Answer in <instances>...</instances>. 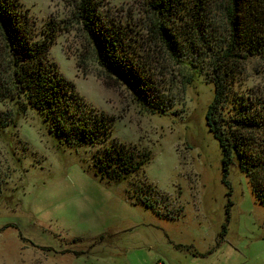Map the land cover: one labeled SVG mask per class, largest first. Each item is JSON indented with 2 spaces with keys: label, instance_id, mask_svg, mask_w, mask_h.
<instances>
[{
  "label": "rangeland",
  "instance_id": "rangeland-1",
  "mask_svg": "<svg viewBox=\"0 0 264 264\" xmlns=\"http://www.w3.org/2000/svg\"><path fill=\"white\" fill-rule=\"evenodd\" d=\"M16 1L37 38L52 37L51 69L73 83L109 135L59 147L65 138L31 107L15 126L0 127V264H264V206L236 164L222 182V151L205 121L215 43L193 44L184 20L172 19L193 66L181 64L148 29L150 0H95L122 52L154 87L139 96L98 64L74 18L78 0ZM207 16L204 40L213 42L210 20L217 33L224 20L220 11ZM231 66L230 100L244 97L264 113V60L248 56ZM14 108L0 102L3 117ZM112 146L149 160L127 180L107 183L97 170Z\"/></svg>",
  "mask_w": 264,
  "mask_h": 264
},
{
  "label": "trees",
  "instance_id": "trees-1",
  "mask_svg": "<svg viewBox=\"0 0 264 264\" xmlns=\"http://www.w3.org/2000/svg\"><path fill=\"white\" fill-rule=\"evenodd\" d=\"M216 2L193 0L187 5L185 0H150L148 6L154 14L148 29L181 64L193 66L183 57V46H179L172 19L184 20L193 44L194 38L196 42L208 43L205 49L213 48L215 43L210 59L213 97L205 121L222 151V182L228 185L229 168L236 164L248 179L256 200L264 206V113L244 97L230 100L234 83L231 64L248 56L264 60V0H222L218 5ZM218 11L222 13L224 32L217 33L212 18L213 42H208L204 40L207 14ZM74 18L88 35L97 62L108 77L126 83L139 96L154 89L138 65L122 52L115 29L102 21L99 1L78 0L74 4ZM0 35V102L16 105L5 117L6 113L0 110L1 128L15 126L23 109L31 107L48 121L49 132L56 138H65L58 139L59 147L65 141L76 148L82 143H93L100 136L108 137L109 125L93 113L71 81L51 69L47 54L52 37L37 38L27 12L19 8L16 0H0ZM185 80L190 83L193 76L187 75ZM106 154L109 160L99 159L97 173L107 183L127 180L149 160L148 153L136 155L115 146L107 149ZM133 196L145 207L152 206L144 195ZM225 232L223 225L221 235Z\"/></svg>",
  "mask_w": 264,
  "mask_h": 264
},
{
  "label": "crops",
  "instance_id": "crops-1",
  "mask_svg": "<svg viewBox=\"0 0 264 264\" xmlns=\"http://www.w3.org/2000/svg\"><path fill=\"white\" fill-rule=\"evenodd\" d=\"M153 264H155V263H153ZM161 264H163V262L161 261Z\"/></svg>",
  "mask_w": 264,
  "mask_h": 264
},
{
  "label": "built area",
  "instance_id": "built-area-1",
  "mask_svg": "<svg viewBox=\"0 0 264 264\" xmlns=\"http://www.w3.org/2000/svg\"><path fill=\"white\" fill-rule=\"evenodd\" d=\"M156 264V263H155Z\"/></svg>",
  "mask_w": 264,
  "mask_h": 264
}]
</instances>
